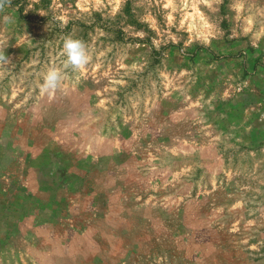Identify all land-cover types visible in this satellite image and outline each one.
I'll return each mask as SVG.
<instances>
[{
  "label": "rangeland",
  "instance_id": "obj_1",
  "mask_svg": "<svg viewBox=\"0 0 264 264\" xmlns=\"http://www.w3.org/2000/svg\"><path fill=\"white\" fill-rule=\"evenodd\" d=\"M0 55V264H264V0H0Z\"/></svg>",
  "mask_w": 264,
  "mask_h": 264
},
{
  "label": "clouds",
  "instance_id": "obj_2",
  "mask_svg": "<svg viewBox=\"0 0 264 264\" xmlns=\"http://www.w3.org/2000/svg\"><path fill=\"white\" fill-rule=\"evenodd\" d=\"M61 55L65 57L63 68L55 65L49 67L42 77L41 89L45 93L56 91L64 80V71L69 67L79 69L89 63L91 60L90 53L80 39L67 37L63 41ZM4 55H0V60H5Z\"/></svg>",
  "mask_w": 264,
  "mask_h": 264
},
{
  "label": "crops",
  "instance_id": "obj_3",
  "mask_svg": "<svg viewBox=\"0 0 264 264\" xmlns=\"http://www.w3.org/2000/svg\"><path fill=\"white\" fill-rule=\"evenodd\" d=\"M8 226L12 227L10 223L7 224Z\"/></svg>",
  "mask_w": 264,
  "mask_h": 264
}]
</instances>
